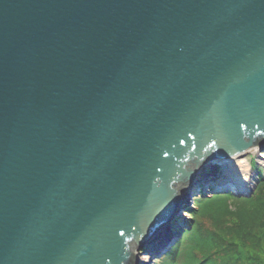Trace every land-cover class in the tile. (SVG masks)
<instances>
[{"label":"water","instance_id":"1","mask_svg":"<svg viewBox=\"0 0 264 264\" xmlns=\"http://www.w3.org/2000/svg\"><path fill=\"white\" fill-rule=\"evenodd\" d=\"M260 144L264 0H0V264H135Z\"/></svg>","mask_w":264,"mask_h":264},{"label":"trees","instance_id":"2","mask_svg":"<svg viewBox=\"0 0 264 264\" xmlns=\"http://www.w3.org/2000/svg\"><path fill=\"white\" fill-rule=\"evenodd\" d=\"M196 204L190 230L158 264H264V176L250 197L231 192ZM202 218L212 219L213 226L204 228Z\"/></svg>","mask_w":264,"mask_h":264},{"label":"rangeland","instance_id":"3","mask_svg":"<svg viewBox=\"0 0 264 264\" xmlns=\"http://www.w3.org/2000/svg\"><path fill=\"white\" fill-rule=\"evenodd\" d=\"M256 151L254 152V154H249L246 155L245 160L246 161H251L252 165L255 169L252 170V192L246 194V192L244 194L241 195H245L250 197L252 195V193L255 191V189L257 188L258 184H259V176H264V144H260L255 146ZM208 160H206L204 164L207 163ZM205 167V166H204ZM198 169L199 171H202V168H200V166L197 167L196 173H198ZM203 170L205 171L204 173L207 175L205 180H196V178L191 182V183H197L195 186L196 188H194L195 190H193L192 192H188V188L190 185L186 188V190L183 192L182 198L183 203L178 206V210L176 212V216L175 218H173L172 220H170L166 225L167 227V231H169V235L170 232L173 235L172 237V245L167 249L166 252L161 253L162 250H157L154 251L153 250V246H151L150 248H143L142 250H136V259H135V264H146L149 262V259H151V263L150 264H158L160 259L167 254V252L177 243L178 240L182 239L188 230H190L192 224L190 223L193 215L191 214L190 210L191 208L196 205V201L197 199H202L203 197H211L213 195H222L224 193H230L229 192V185H230V181L228 182H224L225 180H229L227 179L228 176L226 174V172L222 171V172H216V175L212 169V167H210L209 165H207V167L203 168ZM197 177V175H195ZM227 183V184H226ZM225 186V187H224ZM224 187V188H223ZM244 204H249L247 201H243ZM231 207L232 209H236L237 207V203L234 200L230 201ZM200 221H202L204 223V228H210L211 226H213V222L212 219L210 218H202L199 219ZM230 224H233L232 222ZM162 230V229H161ZM161 230H158L159 232H161ZM159 232L157 233V235L159 234ZM162 239L168 240L165 238V236H162Z\"/></svg>","mask_w":264,"mask_h":264},{"label":"bare ground","instance_id":"4","mask_svg":"<svg viewBox=\"0 0 264 264\" xmlns=\"http://www.w3.org/2000/svg\"><path fill=\"white\" fill-rule=\"evenodd\" d=\"M256 151L255 147L250 148L249 150H247L246 152H244L243 154H240L236 157L233 158H226V159H221V158H211L208 159L206 164H202L200 166V168H202V171H199L198 169V173H197V177L196 180H202L204 181L206 178V174L204 173L205 171L203 170V168L207 167V165H209L210 167H212L215 175L216 172H226L229 180H225L224 182H228L230 181V189L236 190V191H240V192H246V193H250L252 192V170L254 169L252 162L250 161H246L245 157L246 155L249 154H254V152ZM205 166V167H204ZM255 171V169H254ZM229 183V182H228ZM197 184V183H196ZM194 182L191 183V185L188 188V192H192L193 190H195L194 188H196V185ZM227 184V183H226ZM225 187V186H224ZM223 187V188H224ZM183 198L181 197L179 203L180 205L183 203ZM167 225H165V227L161 230V232L158 234V238H155L154 240L150 241L148 243L147 248H150L151 246H153V250L157 251V250H161L165 245V243L162 242V236L164 235L166 239L171 240L173 235L170 232V235L168 234L169 231H167ZM142 250V249H141ZM151 263V259H149V262L146 264H150Z\"/></svg>","mask_w":264,"mask_h":264}]
</instances>
